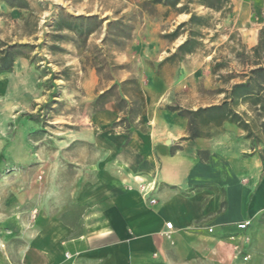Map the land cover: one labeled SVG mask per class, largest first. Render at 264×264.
<instances>
[{"label": "rangeland", "instance_id": "1", "mask_svg": "<svg viewBox=\"0 0 264 264\" xmlns=\"http://www.w3.org/2000/svg\"><path fill=\"white\" fill-rule=\"evenodd\" d=\"M235 1L0 0V70L12 58L0 72V227L8 212L35 218L57 189H77L105 130L129 139L146 129L143 110L218 105L247 80L251 47ZM226 104L196 115L200 136L191 140L207 146L197 159L226 178L255 154L259 181L264 89Z\"/></svg>", "mask_w": 264, "mask_h": 264}, {"label": "crops", "instance_id": "2", "mask_svg": "<svg viewBox=\"0 0 264 264\" xmlns=\"http://www.w3.org/2000/svg\"><path fill=\"white\" fill-rule=\"evenodd\" d=\"M236 7L243 41L253 47L264 0H236ZM139 119L146 129L129 139L105 130L77 189H57L35 218L26 208L7 213L0 264H264V171L257 181V155L237 160L223 178L197 159L207 149L201 140L183 139L185 118L147 108ZM245 219L250 224L239 229Z\"/></svg>", "mask_w": 264, "mask_h": 264}, {"label": "trees", "instance_id": "3", "mask_svg": "<svg viewBox=\"0 0 264 264\" xmlns=\"http://www.w3.org/2000/svg\"><path fill=\"white\" fill-rule=\"evenodd\" d=\"M226 0H214V3H209L208 0H201V4L205 6H217L220 5L222 2ZM155 3H164V5L176 7L180 0H154ZM193 17H191L192 19ZM190 39L185 40L182 44L178 46V51L184 50L186 45H188ZM250 58L252 67L249 69V73L247 76V80L239 83H235L231 86V89L227 93V97L225 100L218 105H211L206 108H198L196 110H184L175 107H168L171 111H176L178 115L185 116L188 118L189 121V139H194L200 136V132L198 130V124L196 122V115L202 111H214V110H221L227 104L228 101H232L234 99L242 98V97H250L253 95H258L260 93V89H264V24L258 31V38L257 43L251 47L250 49ZM7 57L3 58L5 61ZM12 58H9L5 63L4 67L0 70L7 71L11 66ZM250 81L255 83V87L250 84ZM229 118L233 119L237 116L235 112H229Z\"/></svg>", "mask_w": 264, "mask_h": 264}, {"label": "built area", "instance_id": "4", "mask_svg": "<svg viewBox=\"0 0 264 264\" xmlns=\"http://www.w3.org/2000/svg\"><path fill=\"white\" fill-rule=\"evenodd\" d=\"M152 202H154V200H151ZM250 224V219H245V220H242L240 222L237 223V227L239 229H246L248 227V225ZM165 227L167 228L168 231L172 230L173 229V223L171 221H166L165 222ZM233 238V237H231ZM247 239V238H245ZM235 250H236V253L238 252V247L235 246ZM249 258V255L248 254H245L243 255V260H248Z\"/></svg>", "mask_w": 264, "mask_h": 264}]
</instances>
